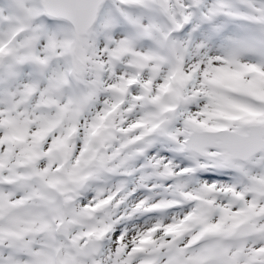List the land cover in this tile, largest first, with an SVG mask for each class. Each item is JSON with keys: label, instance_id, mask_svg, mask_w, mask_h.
<instances>
[{"label": "snow or ice", "instance_id": "snow-or-ice-1", "mask_svg": "<svg viewBox=\"0 0 264 264\" xmlns=\"http://www.w3.org/2000/svg\"><path fill=\"white\" fill-rule=\"evenodd\" d=\"M0 264H264V0H0Z\"/></svg>", "mask_w": 264, "mask_h": 264}]
</instances>
